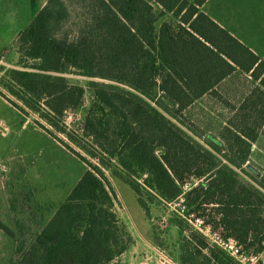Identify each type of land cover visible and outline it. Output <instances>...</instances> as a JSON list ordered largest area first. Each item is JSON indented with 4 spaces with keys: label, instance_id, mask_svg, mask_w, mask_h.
I'll use <instances>...</instances> for the list:
<instances>
[{
    "label": "trees",
    "instance_id": "obj_1",
    "mask_svg": "<svg viewBox=\"0 0 264 264\" xmlns=\"http://www.w3.org/2000/svg\"><path fill=\"white\" fill-rule=\"evenodd\" d=\"M205 1L48 0L20 32L23 69L5 70L7 93L0 94L23 114L39 115L47 125L36 123L88 164L20 264H120L128 241L108 188L105 169L113 166L127 173L142 206L135 176L145 175L165 200L183 196L196 218L246 251H264V175L247 168L264 134V59L204 13ZM165 14L172 17L158 26ZM238 69L261 77L263 88L218 134L199 132L186 121L188 108ZM71 73L92 78L81 131L66 122L85 95ZM0 227L13 235L1 221ZM183 241L182 264H241L198 231Z\"/></svg>",
    "mask_w": 264,
    "mask_h": 264
},
{
    "label": "rangeland",
    "instance_id": "obj_2",
    "mask_svg": "<svg viewBox=\"0 0 264 264\" xmlns=\"http://www.w3.org/2000/svg\"><path fill=\"white\" fill-rule=\"evenodd\" d=\"M27 1L0 0V89L6 93L1 79L7 69H23L18 37L33 20L32 16L34 18L41 2L33 0L30 4ZM252 1L254 8L263 13L264 0ZM156 10L160 12V8L156 7ZM171 17V14L160 16L158 26L163 19ZM246 38L249 40L251 37ZM67 76L85 88L82 104L66 114L68 127L81 131L83 115L93 99V89L89 85L92 78L76 73ZM203 105L204 102L199 101L191 106L186 112V121L201 133L218 134L229 116L218 107H213L211 111ZM37 121L47 125L33 112L23 114L0 94V221L13 233L9 235L0 227V264L21 263L43 227L88 168L86 161L52 138ZM72 146L81 155L98 162L77 145L72 143ZM257 146L259 155L256 154L249 164L264 173V135L259 138ZM161 151L158 149V153ZM105 171L108 188L116 197L114 211L128 241L127 249L119 256L118 262L182 264L184 236L190 230L205 236L201 231L205 225L201 226L195 214L182 204L183 196L173 201L165 200L145 184V175L135 176L143 187L141 199L144 207L121 167L113 166ZM240 174L243 179L252 182L248 175ZM192 182L194 180L188 182L185 189ZM181 220L185 222L183 231L178 225ZM215 230L221 232L220 228Z\"/></svg>",
    "mask_w": 264,
    "mask_h": 264
},
{
    "label": "crops",
    "instance_id": "obj_3",
    "mask_svg": "<svg viewBox=\"0 0 264 264\" xmlns=\"http://www.w3.org/2000/svg\"><path fill=\"white\" fill-rule=\"evenodd\" d=\"M32 1L33 0H29L27 2L32 4ZM47 1L48 0H41L39 10L43 8ZM30 4L29 8L31 9ZM200 9L221 27L228 30L232 35L248 46L261 60L264 59V12L262 13L256 10L252 0H206L205 3L200 6ZM246 37L251 38L247 40ZM260 80L261 77L258 79L254 78L252 71L244 72L240 69L235 70L214 88L213 93L203 95L192 104V107L197 102L203 101V106H205L206 110L208 107L210 108L208 110L213 109V107H218L221 111H225L230 118L240 103H242L255 88L258 86L263 88L260 84ZM190 108L191 106L188 110H190ZM262 135L264 134H261L257 141L253 143L250 162L254 160L256 154L259 155L257 152V142ZM260 172L261 176L264 175L263 171L260 170Z\"/></svg>",
    "mask_w": 264,
    "mask_h": 264
},
{
    "label": "built area",
    "instance_id": "obj_4",
    "mask_svg": "<svg viewBox=\"0 0 264 264\" xmlns=\"http://www.w3.org/2000/svg\"><path fill=\"white\" fill-rule=\"evenodd\" d=\"M200 221L201 231L205 234L211 244L217 245L241 264H264V251L256 253L253 251H246L242 244L234 237H224L221 232L216 231L209 224L201 218H196Z\"/></svg>",
    "mask_w": 264,
    "mask_h": 264
},
{
    "label": "water",
    "instance_id": "obj_5",
    "mask_svg": "<svg viewBox=\"0 0 264 264\" xmlns=\"http://www.w3.org/2000/svg\"><path fill=\"white\" fill-rule=\"evenodd\" d=\"M247 168L254 174H256L257 176L261 175V172L259 169H257L256 167H254L252 164H248Z\"/></svg>",
    "mask_w": 264,
    "mask_h": 264
}]
</instances>
